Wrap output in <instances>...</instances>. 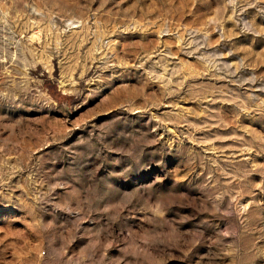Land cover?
<instances>
[{
	"label": "rangeland",
	"instance_id": "obj_1",
	"mask_svg": "<svg viewBox=\"0 0 264 264\" xmlns=\"http://www.w3.org/2000/svg\"><path fill=\"white\" fill-rule=\"evenodd\" d=\"M0 264H264V0H0Z\"/></svg>",
	"mask_w": 264,
	"mask_h": 264
}]
</instances>
